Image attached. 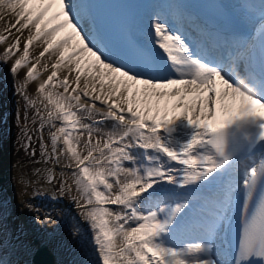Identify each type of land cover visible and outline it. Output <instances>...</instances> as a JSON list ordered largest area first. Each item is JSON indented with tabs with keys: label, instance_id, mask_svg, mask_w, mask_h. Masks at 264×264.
Wrapping results in <instances>:
<instances>
[{
	"label": "snow or ice",
	"instance_id": "6c2138e0",
	"mask_svg": "<svg viewBox=\"0 0 264 264\" xmlns=\"http://www.w3.org/2000/svg\"><path fill=\"white\" fill-rule=\"evenodd\" d=\"M91 2L0 0V62L26 69L39 134L24 187L59 179L90 233L83 264H264V0L213 26L153 3L115 40Z\"/></svg>",
	"mask_w": 264,
	"mask_h": 264
},
{
	"label": "bare ground",
	"instance_id": "6f19581e",
	"mask_svg": "<svg viewBox=\"0 0 264 264\" xmlns=\"http://www.w3.org/2000/svg\"><path fill=\"white\" fill-rule=\"evenodd\" d=\"M170 0H162L160 3H168ZM236 2V0H235ZM6 22H12L14 21L13 16H8L4 19ZM1 24V22H0ZM4 27V26H3ZM0 26V33H4L5 27L3 28ZM15 30H13L14 32ZM5 45L0 44V54L3 53ZM42 50L40 46L37 44H34L32 48L30 49V57H34L38 55L39 51ZM12 60L7 61L6 68H8L10 74V68L13 63ZM47 59V56L44 58V60ZM42 63V61H41ZM38 67V66H37ZM1 68V63H0ZM37 70L42 71V68H37ZM26 69L21 68L18 70L17 74H12V76L17 77L18 79L25 78ZM14 79V78H13ZM28 92L31 95H37L36 93V86L37 82L32 81L28 83ZM5 90V94L3 98L5 101H7V111L9 112V121L11 122V130L12 134L16 135L19 131V124L22 120L26 121V124H23V126L26 127V132L28 134L33 133V124L30 125L23 114L21 115V119L17 117V111H19L22 106L18 99L16 100L15 96L12 95V91L10 88H1L0 96L3 95V92ZM33 112V111H32ZM33 118V117H32ZM28 127V128H27ZM24 132V131H23ZM25 134V133H24ZM11 135V138L13 137ZM10 136H8L6 139V142L11 140ZM36 137H33V140ZM10 139V140H9ZM33 144V142H32ZM38 144V141L37 143ZM34 147L36 145L33 144ZM4 153L0 155V158L5 156L6 162L2 164V172L5 169V165L10 166L11 171H9V175L7 182H5L2 187L6 191V193L1 194L0 200L2 202L6 201L4 207V212H7L10 214V217H8V222L11 224L6 223L7 233H5V237H10L11 234L14 235V232L16 231L17 237L20 235H25L26 239L31 241L34 235H38L41 239V242L47 243L50 249L53 250V252L56 255V264H83V262L87 260L93 259V255L91 252V246L89 243L88 237L82 239L80 236V233L74 234V239L71 238L70 234L68 232H65L61 229V224L59 222H52L49 220V217H53L56 212V208L61 207L62 203H60L57 199H61V195L58 193L56 189L57 181L52 184H42L39 187L35 184L31 185L30 187L25 188L24 183L22 182L23 178L26 177L32 170H34L37 167H42V165H37L32 159L25 158L23 151L21 149H18L15 145H11V147H8L7 145L3 147L2 149ZM35 164V166L33 165ZM8 171V169L6 170ZM1 172V174H3ZM5 176V175H4ZM32 187H35L37 189H40L41 191L46 192L47 197L43 198V202H38L33 198L32 193ZM3 190V189H2ZM3 190V191H4ZM64 197V195L62 196ZM36 203L32 204V203ZM46 205V206H45ZM56 207V208H55ZM35 208V209H34ZM24 209V212L26 213V223L22 225L21 222L18 221V213ZM37 209L39 210V216L40 219H37ZM78 214L79 211L76 208L75 210ZM67 214L71 216L73 213H69L66 210ZM63 214L65 216V213L63 211ZM80 215V214H79ZM77 223V222H76ZM76 226V224H74ZM80 228L83 229V226L80 225ZM76 229V227L74 228ZM21 230V231H20ZM41 230V231H40ZM89 232V230H88ZM77 233V232H75ZM78 237L80 239H78ZM19 247V246H18ZM14 247L13 250L14 253L8 254L12 257L15 256V251H21L22 255L25 254L26 256V262L31 264V254L34 247L32 245H28L27 247ZM0 248H6V245L4 243H0ZM6 249V253H7ZM13 255V256H12ZM15 259V258H14ZM11 258L9 259V262L5 264H11Z\"/></svg>",
	"mask_w": 264,
	"mask_h": 264
},
{
	"label": "rangeland",
	"instance_id": "374dc122",
	"mask_svg": "<svg viewBox=\"0 0 264 264\" xmlns=\"http://www.w3.org/2000/svg\"><path fill=\"white\" fill-rule=\"evenodd\" d=\"M8 16H6L7 18ZM0 26H4L6 28V21H4V19H0ZM9 22V21H8ZM3 27V28H4ZM47 59H43L42 60V63L43 64L44 62H46ZM41 68V65H38V68ZM24 80H17L15 78V80L11 83V81L9 80V73H8V70L6 68V63H3L1 62V70H0V91H1V88H9V86L13 85V87L15 88V93L13 96H15L16 100L18 99V101L20 102L22 108L21 110H19L18 114H17V117L20 118L21 115L23 114V116L25 117L27 115V118H28V122L31 124H33L32 120H33V112L31 109H28L26 111V106H25V102H24V99L23 97L18 94L17 92V87L23 83ZM28 89H26L27 91ZM5 94V90L3 92V95L0 96V150L3 149L4 146H8V147H11V145H15L16 147H18V149H21V151H23L24 153V157L25 158H30L32 159L33 161L39 159V148H38V144L37 143V139L35 138L34 140H32L33 144L36 145L37 147V157L33 158L31 155H30V152L29 153H26L24 150H23V144L26 140V136L24 133H27L26 132V125L23 126V124H26V121L22 120L19 124V131L16 132L17 134L16 135H13L12 133V130L10 128V124L12 121H9V112L7 111V101H5V99L3 98ZM32 94V93H31ZM29 94L28 92V95L30 97H35L36 95H31ZM21 113V114H20ZM36 124H33V133H30V135H32L33 137H37L39 134L36 132ZM28 128V127H27ZM24 131V132H23ZM11 135H13V137L11 138ZM10 136L11 140H10V143L9 141L6 142V138ZM47 136H48V131L47 129H45L44 131V137H45V140H47ZM35 166V164H33ZM59 174L57 173V176ZM58 183H59V179H57V184H56V189L58 187ZM4 188L2 186H0V194H4L6 193V191L4 190ZM2 190V192H1ZM39 191V195H36V192ZM58 191V190H57ZM32 193L34 194L33 195V198L34 199H39L40 200H37L38 202H43V198L44 197H47L46 195V192L44 191H41L40 189H37L35 187H32ZM59 193V191H58ZM60 194V193H59ZM72 195H75V192L72 193ZM62 197V196H61ZM64 199L66 200V204H69L71 206H75V204L70 200L69 196L68 195H64ZM0 202H2V200H0ZM4 204L6 203V201L3 202ZM32 203V202H31ZM32 204H35L36 203H32ZM46 206V205H45ZM56 208V207H55ZM35 209V208H34ZM2 215L0 216V218H3L5 216V212H4V208L2 210ZM55 215L53 217H49V220H51L52 222H59L61 224V229L64 230L65 232H68L71 236V238L74 239V234H78L80 233V236L82 239L86 238V234L82 231V229L80 228L79 224L76 223L75 221L72 220V218H69L67 217L66 215L64 216L63 214V210L61 209V207H58L56 208V212L54 213ZM76 224V226L74 225ZM76 227V229H74ZM77 232V233H75ZM78 237V239H80Z\"/></svg>",
	"mask_w": 264,
	"mask_h": 264
},
{
	"label": "water",
	"instance_id": "95a60500",
	"mask_svg": "<svg viewBox=\"0 0 264 264\" xmlns=\"http://www.w3.org/2000/svg\"><path fill=\"white\" fill-rule=\"evenodd\" d=\"M4 179L5 177L0 176V181ZM20 219L25 223L26 220L23 211L20 213ZM32 243L36 245V249L31 256L32 264H56V255L47 243H40L38 237H35Z\"/></svg>",
	"mask_w": 264,
	"mask_h": 264
}]
</instances>
